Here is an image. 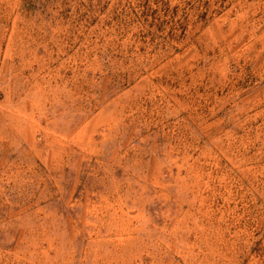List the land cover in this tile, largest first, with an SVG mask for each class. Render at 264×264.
<instances>
[{
  "label": "rangeland",
  "instance_id": "374dc122",
  "mask_svg": "<svg viewBox=\"0 0 264 264\" xmlns=\"http://www.w3.org/2000/svg\"><path fill=\"white\" fill-rule=\"evenodd\" d=\"M0 264H264V0H0Z\"/></svg>",
  "mask_w": 264,
  "mask_h": 264
}]
</instances>
